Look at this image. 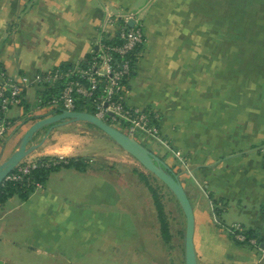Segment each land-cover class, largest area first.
<instances>
[{
  "label": "crops",
  "instance_id": "0c3cea01",
  "mask_svg": "<svg viewBox=\"0 0 264 264\" xmlns=\"http://www.w3.org/2000/svg\"><path fill=\"white\" fill-rule=\"evenodd\" d=\"M208 3L210 5V0ZM207 5L206 0H0V66L9 77L26 75L32 78L37 73L50 71L62 64L78 63L89 54L108 18L135 12L142 31L144 25L148 27L152 43L143 33L145 43L127 84V103L135 107L153 108L160 116L161 142L168 146L167 139L177 140L187 152L183 163L173 161V158L157 157L177 177L190 202L194 217L196 264H264V257L258 249L233 246L234 241L225 230L227 226L239 224L246 230H254L260 237L264 235L263 151L261 154L240 151L239 141L228 140L222 124L212 126V121L207 119L211 116L210 111L203 110L198 115L195 106L196 101L200 100L197 96L208 104L209 94H195V102L194 99L190 101L194 96L191 86L212 82L210 75L202 76L208 68L204 53L208 45L212 46L211 37L217 34L211 28V14ZM165 6L176 12L175 18L164 15ZM226 20L221 16L227 33ZM223 46L225 53L229 52L227 40ZM146 49L151 51L154 58V81L144 87L153 91L150 93L140 92L141 81L137 79L136 72L140 69L137 63L142 60ZM235 50L238 51V46ZM200 57L204 65L197 77L195 64ZM235 57L236 60L239 58L238 53ZM260 63L264 64V61ZM169 68L172 69L169 71ZM165 73L171 74L168 82H165ZM231 75L234 76L233 73ZM230 76L226 73L220 83L226 86ZM41 93L39 86L27 87L19 102L8 110L6 117L12 126L0 138V164L17 150L29 126L51 112L50 108L39 106ZM32 98L40 111L34 116L29 115L31 120L21 121L20 105ZM180 100L184 103H178ZM218 113L222 115L221 111ZM80 123L75 122V128ZM73 142L77 146L70 147L69 156L86 157L82 152L84 140ZM42 146L43 142L24 159L31 161L51 156L46 154L45 149L41 150ZM211 146L212 150H206ZM90 163L93 164L82 172L70 168L51 175H59L61 181L98 175L102 166L94 164L92 160ZM36 193L38 191L31 195ZM14 201L17 198L12 196L5 203ZM230 209L237 215V222L226 225L225 219L215 218V211L227 214ZM40 229H45V226H40ZM25 234L9 240L8 244L0 239V264H16L15 259H23V262L19 261L23 264H35L36 258L45 260L46 254L50 253L45 234H40L38 238L32 236L33 231Z\"/></svg>",
  "mask_w": 264,
  "mask_h": 264
},
{
  "label": "rangeland",
  "instance_id": "374dc122",
  "mask_svg": "<svg viewBox=\"0 0 264 264\" xmlns=\"http://www.w3.org/2000/svg\"><path fill=\"white\" fill-rule=\"evenodd\" d=\"M206 2L211 14V28L217 34L211 37L212 46L208 45L204 53L208 68L202 76L210 75L212 82L191 86L194 96L190 101L194 99L195 102V94H209L208 104L197 96L200 101H196L195 111L198 115L203 110L210 111L211 116L207 119L212 121V126L222 124L227 131L225 137L239 141L240 151H250L252 154L263 151L264 157V77H261L264 75V64L260 63L264 61V0H210V5L209 0ZM165 14L173 15L172 18L177 15L168 6L164 7ZM221 16L222 19L223 16L227 18V33ZM143 33L152 43L146 25ZM226 40L229 45L227 53L223 48ZM237 46L238 51L235 50ZM236 53L239 55L237 60ZM141 58L137 63L140 69L136 71L137 79L141 81L139 89L142 93H150L153 91L144 87L154 81V58L147 49ZM203 65V58H198L195 64L197 77L198 72L203 71ZM226 73L227 76L231 73L234 76L228 77L225 86L220 79L223 80ZM170 75L165 73V82H168ZM34 100L23 101L20 105L21 121L40 111V108L36 109ZM137 107L154 110L147 106ZM41 108L49 110L47 107ZM80 124L77 128L74 123L53 126L51 134L43 140L41 150L45 149L46 154L51 155L49 157H70V147L77 146L73 141L84 140L85 143H80L79 147L83 145L82 152L86 157H73L84 158L89 167L93 164L90 160L101 165L99 174L61 181L59 175L51 174L70 168L60 167L47 176L38 193L29 195L26 200L15 196L17 201L0 204L1 241L5 240L8 244L9 240L18 239L16 236H25L31 231L34 238L45 234L50 253L46 254L45 260L36 258L35 264H184L185 218L174 195L103 132L88 123ZM48 128L37 131L32 144L35 145ZM117 128L123 130L119 126ZM135 140L156 156L167 160L173 158V161L183 163L187 157L182 143L181 146L174 139H167L166 146L154 136L137 133ZM211 148L207 147L206 150ZM176 150L184 155L181 161L174 156ZM145 180L156 191L162 204L168 223L167 241L160 234L153 199ZM230 210L227 214L215 211V218L225 219L226 225L237 222V215L233 209ZM43 225L45 229L39 230ZM255 233L259 238L260 234ZM232 244L238 248H250L247 243ZM22 260L14 261L23 264Z\"/></svg>",
  "mask_w": 264,
  "mask_h": 264
},
{
  "label": "built area",
  "instance_id": "2783aa9c",
  "mask_svg": "<svg viewBox=\"0 0 264 264\" xmlns=\"http://www.w3.org/2000/svg\"><path fill=\"white\" fill-rule=\"evenodd\" d=\"M130 20L134 21L131 27L128 26ZM144 43V34L136 19V13L131 11L106 20L101 36L89 52L91 58L85 65L80 64L83 59L65 68L58 66L50 71L37 73L32 78L26 75L9 77L0 66V138L12 126L6 117L10 107L19 102L27 87L39 86L42 91H49L45 105H41L42 99L39 97L40 107L74 112L80 102L86 109L90 108V114L128 137L135 139V135L139 133L143 136H154L161 141L159 113L127 103V84ZM163 142L167 143L165 140ZM175 155L184 159L180 151H176ZM54 157L57 159L49 160L45 165H56L64 158ZM37 166V159H23L1 184L20 181ZM40 189L41 184L34 185V191ZM230 228L236 231L235 240L258 249L264 257V239L258 242L256 238H247L239 224H232Z\"/></svg>",
  "mask_w": 264,
  "mask_h": 264
},
{
  "label": "water",
  "instance_id": "95a60500",
  "mask_svg": "<svg viewBox=\"0 0 264 264\" xmlns=\"http://www.w3.org/2000/svg\"><path fill=\"white\" fill-rule=\"evenodd\" d=\"M134 24L133 20L128 22V26ZM85 122L91 124L107 137L114 141L124 152L132 156L146 171L157 178L176 198L183 216L185 218L184 230V264H196V256L193 245L194 217L190 202L184 192V189L171 172L169 167L163 163L156 155L143 147L135 139L128 137L117 129L109 126L105 122L96 118L94 115L86 112H59L47 117H43L34 122L23 134L19 147L11 156L0 164V184L2 180L33 150L41 146L43 140L55 125L63 123ZM49 126L42 141L33 145V136L40 129ZM31 143V146L27 147Z\"/></svg>",
  "mask_w": 264,
  "mask_h": 264
},
{
  "label": "trees",
  "instance_id": "16d2710c",
  "mask_svg": "<svg viewBox=\"0 0 264 264\" xmlns=\"http://www.w3.org/2000/svg\"><path fill=\"white\" fill-rule=\"evenodd\" d=\"M91 58V54H87L82 62H80L81 65H85V63ZM70 64H62L61 67L65 68L69 66ZM135 68V64L133 66V70ZM133 75V71H132ZM131 75V76H132ZM49 94L48 89L43 90L40 98L42 99L41 105H45V100L47 99V95ZM40 105V106H41ZM76 110L79 112H87L90 113L91 111L86 109L85 106L81 105L80 102L77 103ZM59 110L52 109L50 113L47 115H42L40 118L59 113ZM32 118L28 119L31 120ZM91 125V124H90ZM57 159L56 157H42L37 159V167L35 169H32L29 171V173L25 176H23L22 180L20 181H7L3 184H0V204H4L7 199H9L12 196H18L19 198L26 200L29 195H31L34 191V185L35 184H43L47 178V176L51 173L59 169L60 167H69L73 168L77 171H85L88 165L86 164V160L82 159L81 157H65L61 162H59L56 165H45L47 161ZM152 175V174H151ZM145 179L144 176H140ZM141 179V178H140ZM146 185L148 186V190L150 192V195L153 199L154 208L156 210V218L159 224V231L162 236V238L167 241L169 239V233H168V223L163 211L162 204L159 200V197L157 196L156 191L150 187L147 184V181L145 180ZM228 227V226H227ZM225 228L227 229V233L231 240L239 244V241L235 240L234 235L236 234V231L232 228ZM244 234L247 236V238H256L258 242H261L264 239V235L257 238L258 235L253 230H244Z\"/></svg>",
  "mask_w": 264,
  "mask_h": 264
}]
</instances>
